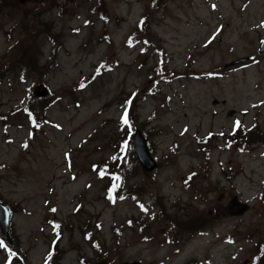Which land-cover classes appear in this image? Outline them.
<instances>
[{
  "label": "rangeland",
  "instance_id": "1",
  "mask_svg": "<svg viewBox=\"0 0 264 264\" xmlns=\"http://www.w3.org/2000/svg\"><path fill=\"white\" fill-rule=\"evenodd\" d=\"M263 40L264 0H0V264H264Z\"/></svg>",
  "mask_w": 264,
  "mask_h": 264
},
{
  "label": "water",
  "instance_id": "2",
  "mask_svg": "<svg viewBox=\"0 0 264 264\" xmlns=\"http://www.w3.org/2000/svg\"><path fill=\"white\" fill-rule=\"evenodd\" d=\"M259 53L264 52V40L261 46L258 49ZM248 57H241L236 59L230 63V66L238 65L248 61ZM48 89L44 85H38L35 87V96H44L47 95ZM134 146L135 151L137 153L138 160L142 165L143 169L147 172L153 171L157 166L158 162L153 157L146 138L143 136L142 132L137 129L134 137ZM249 210V204L243 201L235 200L230 203V211L232 214L241 215L244 214ZM11 220V212L10 209L0 202V229L2 234L10 240L9 238V224ZM123 264H141L140 261H133V262H124Z\"/></svg>",
  "mask_w": 264,
  "mask_h": 264
},
{
  "label": "flooded vegetation",
  "instance_id": "3",
  "mask_svg": "<svg viewBox=\"0 0 264 264\" xmlns=\"http://www.w3.org/2000/svg\"><path fill=\"white\" fill-rule=\"evenodd\" d=\"M228 182H230V184L232 183L233 185L235 184V182H236V180H235V178L233 179V178H230L229 177V179H226ZM211 191V190H210ZM237 195L238 196H240L238 193H233V194H228V193H225V192H222L221 193V195H220V201H222V202H224V201H226L227 200V198L229 197V199H228V201L226 202V205H224V208H223V211H221L220 212V214L219 215H217V216H206V218H207V227H208V229H210V230H217V229H219L220 228V226H219V224H220V222L218 221V219L220 218V217H222L224 220H223V223L227 226V227H231V225L230 224H228L226 221H225V219H235V220H239V219H241V218H243V216L247 213H245V214H243V215H233V214H231V212H230V210H229V204H230V201H231V199H234V198H236L237 197ZM240 198V197H239ZM250 210H251V208H250ZM249 210V211H250ZM248 211V212H249ZM213 212V211H212ZM211 212V213H212ZM235 231L237 230V228H236V226L233 228ZM228 235V237H235V235H233V234H231V233H228L227 234ZM236 238V237H235ZM183 240V239H182ZM168 241V240H167ZM171 240H170V238H169V241L168 242H170ZM179 241H181V240H179ZM237 242H238V240H237ZM260 244V243H259ZM254 254H257V253H254ZM188 261H184V262H182V264H197L196 263V261H193L192 263L190 262V263H187ZM165 262L164 261H160V264H164ZM247 263H249V264H259V255H256V256H252V258H250L249 260L248 259H246V264ZM199 264H203V263H199ZM205 264H213L212 263V260H211V258L209 257L208 259H207V261L205 262Z\"/></svg>",
  "mask_w": 264,
  "mask_h": 264
},
{
  "label": "snow or ice",
  "instance_id": "4",
  "mask_svg": "<svg viewBox=\"0 0 264 264\" xmlns=\"http://www.w3.org/2000/svg\"><path fill=\"white\" fill-rule=\"evenodd\" d=\"M84 85L82 84L81 87H83ZM129 103H131V101H129ZM124 123H128V119H127V112H125V115H124ZM239 123V122H238ZM115 159V158H114ZM101 175H103V173H101ZM115 187V185H114ZM143 207V206H142ZM53 211H55V209H53ZM56 227L58 228L59 225H56Z\"/></svg>",
  "mask_w": 264,
  "mask_h": 264
},
{
  "label": "trees",
  "instance_id": "5",
  "mask_svg": "<svg viewBox=\"0 0 264 264\" xmlns=\"http://www.w3.org/2000/svg\"><path fill=\"white\" fill-rule=\"evenodd\" d=\"M28 107H30V106H28ZM31 118H32V120H34V121H35V123H36V121H37V118H36V116H35V114H34V113H32V114H31Z\"/></svg>",
  "mask_w": 264,
  "mask_h": 264
}]
</instances>
